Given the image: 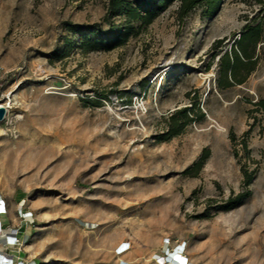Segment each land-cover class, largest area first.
Segmentation results:
<instances>
[{"label":"rangeland","instance_id":"obj_1","mask_svg":"<svg viewBox=\"0 0 264 264\" xmlns=\"http://www.w3.org/2000/svg\"><path fill=\"white\" fill-rule=\"evenodd\" d=\"M109 1L0 0V101L12 107L0 122V195L13 222L26 224L25 255L37 264H162L168 239L193 264H264V110L255 106L264 101V41L241 85L217 90L211 60L214 41L229 47L261 21V5L222 0L209 17L200 8L180 17L174 2L146 27L130 23L124 45L85 50L88 28L127 24ZM183 108L191 122L167 138Z\"/></svg>","mask_w":264,"mask_h":264},{"label":"trees","instance_id":"obj_2","mask_svg":"<svg viewBox=\"0 0 264 264\" xmlns=\"http://www.w3.org/2000/svg\"><path fill=\"white\" fill-rule=\"evenodd\" d=\"M253 1L261 5L260 20H264V0ZM174 2L178 3L180 17L198 8L202 9L205 17H209L215 12L222 0H140L134 3L128 0H110L108 7L110 15L125 19L127 24L121 29L112 28L106 34L101 33L98 29L88 28V33L81 34V46L88 51H110L120 47L134 34L135 29L130 23H138L139 26L146 27ZM261 21L247 23L229 47L223 46L224 39H218L212 44L211 60L216 59L215 87L217 90L223 91L243 84L255 70L258 60L257 49L260 43L264 41V27H262ZM69 29L73 32H79V27L76 25H70ZM255 106L264 110V101L255 103ZM189 112V109L183 108L169 117L165 132L167 138L177 136L191 122L192 118L189 117ZM206 157L205 153L194 164V167L197 169L202 167ZM249 184L250 179L246 178L244 185L247 187ZM245 196L246 194H240L234 200H229V203L233 204L228 206L226 210L233 207Z\"/></svg>","mask_w":264,"mask_h":264},{"label":"built area","instance_id":"obj_3","mask_svg":"<svg viewBox=\"0 0 264 264\" xmlns=\"http://www.w3.org/2000/svg\"><path fill=\"white\" fill-rule=\"evenodd\" d=\"M10 103V106H9ZM0 107H2L6 112L8 111L7 115L4 117V120L7 118L10 110H11V102H9L8 97H4L0 101ZM18 217L20 219V222H28L31 218L32 214L31 212L23 211L22 209H19ZM7 215V206L5 204V201L0 197V264H36L34 261L26 262L24 260H20L18 256L14 254H11L10 249L15 250L16 252H19V250L23 247L25 239L21 235H19V230L26 226H18V227H11L4 222L1 221V217ZM164 247L162 250V257H165V259L168 256H176V260L179 261L180 264H193L184 254V245L182 244H176L171 249L168 248L169 240L166 239L165 242H163ZM129 249V243L125 242L123 244L118 245L115 248V254L117 256L123 255L127 250ZM180 256L181 259H177ZM119 264H127L124 261H120ZM168 264V263H166Z\"/></svg>","mask_w":264,"mask_h":264},{"label":"crops","instance_id":"obj_4","mask_svg":"<svg viewBox=\"0 0 264 264\" xmlns=\"http://www.w3.org/2000/svg\"><path fill=\"white\" fill-rule=\"evenodd\" d=\"M0 197L5 201V204H6V206H7V215L1 217V221L4 222L5 224L11 226V227H18V224H17L16 222H13V221H14V217H12V215H11V205H10L9 200H8L5 196H2V195H0ZM8 220H9V221H12L13 224H8V223H7ZM22 229L25 230V227H22V228L19 230V235L21 234V235L25 238V232L23 233L24 230H22ZM21 235H20V236H21ZM121 244H123V243H121ZM117 246H118V245H116V247H117ZM10 251H11V254H14V253H15V255L18 256V257L20 258V260H24V261H26V262L33 261L32 258H29V257H27V256L25 255V252H26V251H25V247H24V246L19 250V252H16L15 250H12V249H10ZM131 255H132L131 253L127 252L123 257H124V258H129ZM175 257H176V256H175ZM177 257H178V256H177ZM34 262L36 263V261H34ZM192 263H193V262H192ZM36 264H37V263H36Z\"/></svg>","mask_w":264,"mask_h":264},{"label":"bare ground","instance_id":"obj_5","mask_svg":"<svg viewBox=\"0 0 264 264\" xmlns=\"http://www.w3.org/2000/svg\"><path fill=\"white\" fill-rule=\"evenodd\" d=\"M8 100H9V98H8ZM9 102H11L10 100H9ZM9 106H10V103H9ZM7 113H8V111L6 112L5 111V114H4V117L7 115ZM4 120V119H3ZM15 155V154H14ZM14 158V157H13ZM22 160V159H21ZM18 160L17 161V164H19L20 165V163L22 164V162L24 161V160ZM26 164H27V162H26ZM38 165V164H37ZM36 168H38V167H36ZM161 257V256H160ZM160 257H158V258H156V260L157 259H159ZM176 257H173V256H168L166 259H165V257H162V264H166V263H168V264H180L179 263V261L178 260H176L175 259ZM177 259H181V257L180 256H178V258ZM161 264V263H160Z\"/></svg>","mask_w":264,"mask_h":264},{"label":"water","instance_id":"obj_6","mask_svg":"<svg viewBox=\"0 0 264 264\" xmlns=\"http://www.w3.org/2000/svg\"><path fill=\"white\" fill-rule=\"evenodd\" d=\"M4 114H5V110H4L2 107H0V122L3 121V119H4Z\"/></svg>","mask_w":264,"mask_h":264}]
</instances>
